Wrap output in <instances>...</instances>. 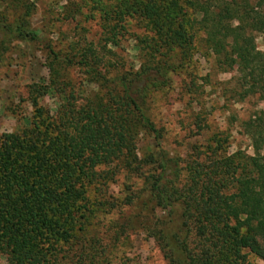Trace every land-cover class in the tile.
<instances>
[{"label": "trees", "instance_id": "16d2710c", "mask_svg": "<svg viewBox=\"0 0 264 264\" xmlns=\"http://www.w3.org/2000/svg\"><path fill=\"white\" fill-rule=\"evenodd\" d=\"M91 2L99 12L102 50L117 46L128 20L141 26L145 34L135 39L139 65L106 79L87 59L79 60L86 74L109 84L111 103L99 100L78 108L68 103L53 118L33 98L28 127L0 136V254L5 264H64L57 246L68 243L74 223L88 211L86 192L94 169L113 162L142 175L146 200L166 212L167 231L152 237L173 249L182 264H252L249 256L264 264L263 110L240 123L252 155L223 154L226 139L217 138L207 148L206 162L190 165L182 180L175 162L161 151L141 160L135 153L136 128L155 142L161 138L149 119L148 100L168 85L173 67L167 55L184 58L199 36L221 70H236L237 88L230 93L240 100L264 95V52L255 45L259 36L264 49V0ZM0 30L7 40L36 39L23 19L2 23ZM64 63L71 65L68 58ZM116 67L108 65L113 72ZM48 71L56 73L52 67ZM50 87L42 84L34 91L45 96Z\"/></svg>", "mask_w": 264, "mask_h": 264}, {"label": "rangeland", "instance_id": "374dc122", "mask_svg": "<svg viewBox=\"0 0 264 264\" xmlns=\"http://www.w3.org/2000/svg\"><path fill=\"white\" fill-rule=\"evenodd\" d=\"M25 8L29 10L25 12ZM21 19L35 34L34 41L7 40L0 30V136L28 127L33 98L53 118L68 103L74 108L99 100L109 103L114 94L109 84L86 74L85 68L77 65L79 60L87 59L92 70L106 79L135 71L139 65L135 39L143 36L144 30L128 20L117 46L102 50L99 12L91 0H0L1 25H14ZM255 45L264 52L259 36ZM67 58L71 65H65ZM166 62L173 67L168 85L153 91L148 100L149 119L161 138L155 142L136 128L137 159L161 151L175 162L182 180L190 165L206 162L210 157L207 148H212L217 138L226 139L220 148L225 154L252 155L240 123L264 111V95L240 100L230 93L237 88L236 70H221L207 54L200 36L184 58L175 52L167 55ZM108 65H117V73ZM49 67L56 73L49 72ZM42 84L51 86L45 96L34 91ZM94 174L86 192L87 213L74 223L68 243L57 246L62 262L182 264L173 249L152 237L159 230L167 231L166 212L146 200L142 175L120 162L97 167ZM247 260L262 264L252 256ZM0 264H5L1 254Z\"/></svg>", "mask_w": 264, "mask_h": 264}]
</instances>
